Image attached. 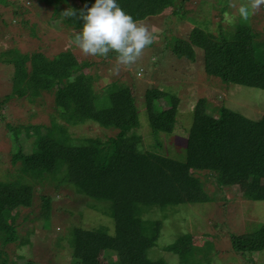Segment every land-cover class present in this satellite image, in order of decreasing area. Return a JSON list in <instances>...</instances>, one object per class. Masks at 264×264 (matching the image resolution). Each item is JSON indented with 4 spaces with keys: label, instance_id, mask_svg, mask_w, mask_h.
Here are the masks:
<instances>
[{
    "label": "trees",
    "instance_id": "16d2710c",
    "mask_svg": "<svg viewBox=\"0 0 264 264\" xmlns=\"http://www.w3.org/2000/svg\"><path fill=\"white\" fill-rule=\"evenodd\" d=\"M40 1L52 7L54 18L60 17L63 23L80 30L82 22L62 15L61 6L68 0ZM76 1L74 9L77 10L95 2ZM184 1L177 4L175 0H118V3L134 19L143 21L164 13L167 8L176 16L184 17ZM0 3L8 5L4 0ZM13 14H18L17 8L13 9ZM237 20L234 30H225L219 24L220 30L216 33L201 24L196 25L186 39L175 37L169 52L178 60L194 62L195 50H200L208 76L218 78L225 85L264 90V39L249 19L244 21L238 17ZM110 59L113 61L114 56L107 61ZM7 62L19 71L12 82L15 96H35L42 90L53 92L55 106L70 125L94 124L105 130H116V133L104 140L86 133V137L75 142L67 131H60L56 123L51 122L47 132L35 137L28 152H23L18 141L20 128L8 125L13 165L19 163L20 169L28 174L52 172L57 166L62 169L61 175L53 176L50 188L12 181V177L0 178V213L23 209L12 219L7 217L11 222L0 221L4 241L12 237L15 218L25 220L24 214L28 215L33 209H37L38 223L42 221L46 225L54 219L58 201L55 194L69 191L76 198L87 195L108 201L114 223L113 235L73 226L66 241L70 252L65 254L72 264H102L97 257L100 251H105L107 256L115 254L117 259L114 260L119 264H167L162 258L153 259L148 255V249L156 244V233L154 225L145 230L141 224L143 208L211 200L213 196L203 187L209 176L226 186L244 180L242 194L264 201L261 183L264 181V116L253 119L225 107L219 115H213L205 109L204 98H200L192 108L191 126L186 128V154L181 168L176 159L142 151L132 139L136 135L131 136L129 131L138 126L139 111L130 87L113 82L96 92L93 79L98 77L84 73L79 58L70 49L51 59L33 52L16 55ZM84 63L90 66L88 61ZM9 98L0 100V106ZM144 100L149 128L154 132L172 131L179 114V99L175 93L156 87L145 92ZM160 101L167 106H162ZM37 127L32 126L34 133ZM28 128L30 126L24 129ZM201 174L206 178L201 180ZM231 239L232 249L244 255L246 264H259L250 253L264 249V222L250 232L231 235ZM192 244L191 235L184 234L164 248L177 253L179 263L183 264L190 263L188 259L193 257ZM1 253H4L2 249ZM7 260L0 258V264H9Z\"/></svg>",
    "mask_w": 264,
    "mask_h": 264
},
{
    "label": "rangeland",
    "instance_id": "374dc122",
    "mask_svg": "<svg viewBox=\"0 0 264 264\" xmlns=\"http://www.w3.org/2000/svg\"><path fill=\"white\" fill-rule=\"evenodd\" d=\"M4 1L8 5L0 3V100L6 96L10 98L3 107L0 106V178L12 177V181L48 187L53 176L61 175L62 169L57 166L52 172L28 174L20 169L19 163L13 165L8 125L20 128L18 141L23 152H28L35 137L47 132L46 128L50 127L51 122H55L60 131H67L66 134L75 142L86 137V133L101 140L116 133V130H105L94 124L70 125L55 106L53 92L42 90L35 96H15L12 82L19 71L7 61L19 54L40 52L51 59L70 49L79 58L83 72L98 77L93 79L96 92H101L104 86L113 82L128 85L139 111L138 126L129 131L131 136L136 135L132 139L142 151L176 159L181 168L186 154V130L194 116L192 108L200 98H204L205 109L213 115H219L221 108L225 107L253 119L264 116V90L225 85L218 78L208 76L200 50H195L194 62L178 60L169 52L175 37L186 39L196 25L201 24L212 33L218 32L220 25L225 30H234L239 14L230 4L235 2L238 6L246 3V0H220V3L217 0H186L183 2L184 17L176 16L167 8L164 13L144 19L141 22L153 31L155 42L145 49L143 57L131 70H122L118 76L112 71L114 60L84 57L78 49L70 46V38L79 29L63 23L60 17L54 18L51 6L40 0ZM181 1L175 0L177 4ZM76 4V0H68L61 8H74ZM14 8L18 11L16 16L13 14ZM225 13L229 14L227 20ZM249 21L264 39V7L250 16ZM84 61H88L90 66H86ZM139 71L143 75L137 79L135 73ZM156 87L175 93L179 99V114L172 131L168 133L154 132L148 126L144 95L147 90ZM160 104L166 105L164 101H160ZM153 105L159 111L158 104L154 102ZM66 109L69 110V106ZM28 126L30 128L25 130ZM32 126H38L37 133H34ZM200 178L206 177L201 174ZM243 182L226 186L209 176L204 180L203 187L208 195L213 196L211 200L200 204L164 203L143 208L141 224L145 230L154 225L156 233V244L148 249L149 257L162 258L167 264H180L178 254L166 250L164 246L181 235L190 234L193 257L188 259L190 263L183 264H197L199 261L201 264H246L244 255L232 249L231 235L250 232L264 222V201L252 200L242 194ZM261 183L264 185V181ZM55 199L58 201L55 203L54 219L46 225L42 221L38 223L35 218L37 209H33L28 215L24 214L25 220L15 218L12 240L4 241L0 230V249L6 253V256L1 253L0 258H8L9 264H72L65 254L70 252L66 241L73 226L114 234L108 201L87 195L76 198L69 191L56 193ZM20 211L23 209L5 214L1 212L0 221L9 223L14 214ZM250 256L255 262L264 264V249L254 250ZM97 257L102 264H119L114 260L117 259L115 254L107 256L105 251H100Z\"/></svg>",
    "mask_w": 264,
    "mask_h": 264
},
{
    "label": "clouds",
    "instance_id": "9594fccd",
    "mask_svg": "<svg viewBox=\"0 0 264 264\" xmlns=\"http://www.w3.org/2000/svg\"><path fill=\"white\" fill-rule=\"evenodd\" d=\"M239 17L247 21L260 12L264 0H246V3L230 4ZM65 18L82 22V27L69 40L70 46L79 50L84 57H98L108 60L114 56L112 71L119 75L122 70H131L143 57L145 49L155 42V35L149 26L133 18L118 3V0H95L90 7L85 4L77 10L67 8L62 12ZM225 13V19H228ZM139 79L142 71L135 73Z\"/></svg>",
    "mask_w": 264,
    "mask_h": 264
}]
</instances>
